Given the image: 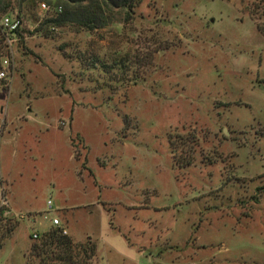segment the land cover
<instances>
[{
	"label": "rangeland",
	"instance_id": "374dc122",
	"mask_svg": "<svg viewBox=\"0 0 264 264\" xmlns=\"http://www.w3.org/2000/svg\"><path fill=\"white\" fill-rule=\"evenodd\" d=\"M29 3L5 13L0 187L20 217L0 264L51 216L92 264H264V0H141L93 29H36Z\"/></svg>",
	"mask_w": 264,
	"mask_h": 264
},
{
	"label": "trees",
	"instance_id": "16d2710c",
	"mask_svg": "<svg viewBox=\"0 0 264 264\" xmlns=\"http://www.w3.org/2000/svg\"><path fill=\"white\" fill-rule=\"evenodd\" d=\"M34 2L39 7L41 2L48 3L52 0H20L21 4L27 5L29 2ZM141 0H55L51 5L53 8L47 12L36 26L56 24L62 25L65 22H75L85 27L86 29H93L99 25H103L107 17L106 11L123 10L126 16H129L131 10L137 6ZM11 4V0H0L1 14L7 13ZM30 4V3H29ZM60 5L61 10L56 11V6ZM18 16V15H16ZM6 31L0 26V56L3 54V49H8L4 38ZM92 67H99L101 71L107 73L112 69H120L122 66L121 60L118 58H111L102 60L98 57H90ZM106 68V69H105ZM189 163L187 159L186 162ZM0 215V221L5 220ZM8 220V219H7ZM6 222V221H5ZM1 237L6 236L13 228L6 226ZM63 227L52 226L40 233L36 232L33 237L32 232L29 234L30 243L23 253L24 264H92V260L96 255V244L87 235L82 241H76L67 232L62 233ZM66 230V229H65Z\"/></svg>",
	"mask_w": 264,
	"mask_h": 264
},
{
	"label": "built area",
	"instance_id": "2783aa9c",
	"mask_svg": "<svg viewBox=\"0 0 264 264\" xmlns=\"http://www.w3.org/2000/svg\"><path fill=\"white\" fill-rule=\"evenodd\" d=\"M40 10L43 12H50L53 8L50 4L41 2L39 4ZM56 11L61 10V6H56ZM0 26L6 31V36L4 38V41L6 43V46L9 48L13 41H15L18 36L17 32L19 31L21 27V18L16 15H6L3 14L0 16ZM11 61L9 59V56L7 54L0 56V82H9L10 76H11ZM51 201H46V211L49 212L51 210ZM0 215L3 218H11V217H20V214L15 213L8 205V202L6 198L4 197L2 187H0ZM45 217V216H44ZM48 221L52 226H60V220L56 216L48 217ZM66 230L63 229L62 233H65ZM33 237L36 236V232H32Z\"/></svg>",
	"mask_w": 264,
	"mask_h": 264
},
{
	"label": "crops",
	"instance_id": "0c3cea01",
	"mask_svg": "<svg viewBox=\"0 0 264 264\" xmlns=\"http://www.w3.org/2000/svg\"><path fill=\"white\" fill-rule=\"evenodd\" d=\"M71 206V205H70ZM70 206H67L68 208L70 207ZM51 225V224H50Z\"/></svg>",
	"mask_w": 264,
	"mask_h": 264
}]
</instances>
